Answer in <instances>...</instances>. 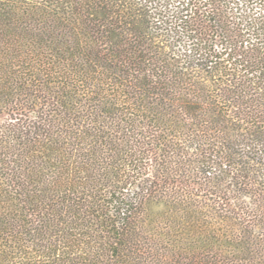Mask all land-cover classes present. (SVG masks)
Segmentation results:
<instances>
[{"label":"trees","instance_id":"trees-1","mask_svg":"<svg viewBox=\"0 0 264 264\" xmlns=\"http://www.w3.org/2000/svg\"><path fill=\"white\" fill-rule=\"evenodd\" d=\"M0 264H264V0H0Z\"/></svg>","mask_w":264,"mask_h":264}]
</instances>
